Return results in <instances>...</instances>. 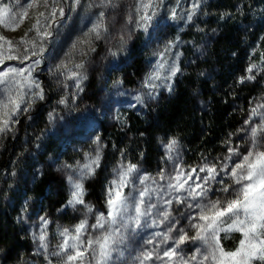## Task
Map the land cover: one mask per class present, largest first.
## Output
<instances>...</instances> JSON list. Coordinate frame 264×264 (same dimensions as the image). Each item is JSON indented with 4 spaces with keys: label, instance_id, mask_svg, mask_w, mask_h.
Wrapping results in <instances>:
<instances>
[{
    "label": "rangeland",
    "instance_id": "rangeland-1",
    "mask_svg": "<svg viewBox=\"0 0 264 264\" xmlns=\"http://www.w3.org/2000/svg\"><path fill=\"white\" fill-rule=\"evenodd\" d=\"M2 2L9 4L11 10L0 21V37L11 41L12 47L9 48L5 40L0 39V52H3L5 57L4 63L0 65V71H6L8 68L24 71L22 77L16 78L20 81L19 84H0V101H6L9 88L13 90L11 94L14 96L16 89L19 88L25 94V101L30 102L31 106L27 111H23L24 105L21 104L19 114L11 118L16 123L9 121L10 130L0 133V210L6 211L8 204L12 210L15 207L13 194L18 196L21 187L31 185L46 172H54L63 181L70 196L71 187L67 177L72 175L77 179V165L86 162V154L95 155L97 145L93 140L97 136L100 138L101 160L95 175L83 181L85 188L83 199L93 211L88 213L83 205L77 204L71 207L67 203L62 210L51 214L47 208L36 207L29 198L24 197L16 219L31 244L30 249L25 248L18 257L13 258H10L6 251L0 250V264H61V257L52 255L59 250L58 246L66 239L60 235V232L65 228L72 230L84 219H87L88 223L87 231L81 236L85 243L88 239H101L113 229H119L122 233L123 239L114 245L115 250L112 251L107 264H137L138 256L154 249H159L162 255L166 248L174 245V239L161 243V237L154 236V233H167L170 226L173 229L183 228L189 237L195 235L196 230L190 228V223L197 222L192 221L191 217L195 216L199 209L190 208L188 204L195 205L197 201L188 198L185 203L178 204L175 198L186 196L185 192L174 191L171 195L164 192L158 195V185L165 186L166 181L157 179L153 182L149 179L141 184L140 178L144 176L158 178L161 172L165 175H174L175 170L179 168H183L187 174L189 169L196 168L197 172L192 174L193 180L188 183L193 184V181L203 183L205 173L200 172L199 168L207 163L216 165L219 170V165L226 162L225 158L229 155L230 146L238 147L241 156L247 154L250 148V134L245 130L261 123V119L264 118V62H262L264 24L256 25L252 13L254 8L249 9L251 5H247L250 12H246V9L241 14V17L247 20V25L249 24V28H244L242 31V39H244L242 46L246 51L247 67L234 66L230 63V53L225 52L228 59L224 61L226 73L233 74L241 86L236 87L237 91L232 89L229 96L239 98L247 94L242 90L243 84L247 82L250 89L255 86L252 94H247L250 96L248 103L241 104L243 117L246 115L248 118H245L238 131L232 133L221 148L213 150L211 154H203L199 158L191 153L183 139L170 134L160 135L157 142L160 154L149 161L145 158L148 149L146 141L130 130L129 114L134 112L147 122L153 120V117L157 116L156 106L160 105L163 96L174 94L180 74L188 73L189 69L197 64L203 65L208 62L215 64L211 44L217 37L214 30L209 29V26L206 23L203 25L202 22L203 18L210 15L213 0H151V7L146 10L147 15L151 16L146 31L137 25L141 23L140 17L145 14L142 4L148 3L149 0H112L111 4L107 0H79V3L75 0H47V5L44 0H2ZM53 8L57 10L54 17L50 14ZM60 8L63 9V15L59 12ZM41 13L44 15L41 16ZM13 15L15 22L9 20ZM189 16L191 20L188 19ZM37 19L40 21V32L46 31L49 33L48 36L42 37L35 30H31ZM98 23H102L107 29V32L101 29L100 39H96L94 34L89 35L93 25ZM13 28L15 30H12ZM22 37L35 41L36 51L43 48L42 53L32 57V60L39 59L41 62L39 65H33L30 76L27 68L31 60H25L23 55L26 49L28 55H31L33 49L29 45L20 44ZM136 44L141 53L134 48ZM170 45L174 46L170 47ZM110 52H115L116 55H110ZM140 54L150 58L145 75L135 86H126L124 80L128 75L125 74L127 72L125 70L134 65ZM8 56L20 58L7 59ZM62 62L66 67L57 71V66ZM77 64H83L84 67L77 69L75 67ZM160 64L164 67L160 69L161 79L156 80L155 84L171 83L172 90L168 91L167 87L160 86L152 89L150 94V90L144 84L145 78ZM252 64L258 66L251 73L255 79H245L241 83L240 78L249 75L247 69ZM174 65L180 70L170 80H164L163 77L169 76V69ZM208 68L200 67L203 79L209 73ZM73 72L87 77L80 84V88L76 87L77 80L72 77ZM221 73L222 70L217 74ZM28 81L39 83L43 88V99H34L29 95L35 89L27 87ZM136 96L142 98V103H137ZM194 96L196 109L204 112L208 100L205 94L201 93L200 87L195 89ZM61 99H66L67 104H61ZM253 109L260 115L253 116ZM8 111L10 112V107ZM0 119H7V116L0 115ZM249 119L252 120V125L245 123ZM172 140L177 141V146L171 153L172 159H169L166 145ZM261 143H264V139ZM260 150L264 151V148ZM239 162L240 157L233 156L229 168ZM65 164L72 167L64 168ZM128 164L136 165V170L129 177L131 183L123 188V194L132 193L137 196L140 189L147 188L152 190V195L151 199L147 196L143 198L144 206L151 203L156 207L151 209L149 216L140 218L139 226L129 220L127 228L121 227V224H105L104 228L92 227L100 213L105 217L108 216L106 189L111 181L117 179L120 166ZM197 174L201 177L200 180H195ZM98 177L102 182L99 193L105 200L103 205L90 196L86 186L89 180ZM220 179L226 184L232 183L231 178L223 173L217 177V181ZM220 188L221 185L213 181L208 197L201 202H207L208 199L234 198L231 189L229 193H222ZM167 199H172L171 205L163 202ZM165 211L170 213L169 221L153 223L160 221ZM129 215L135 213L130 210ZM224 220L225 223L221 227L231 223L227 217ZM42 231L47 233L46 250L41 248V241L38 239ZM236 233L241 234L242 240L243 234L239 231L218 233L217 242L225 254L236 252L240 242L234 250H227L222 244L223 235L233 239ZM170 235L176 238L178 232L172 231ZM149 239L153 240L152 244L146 243ZM68 242L71 244L73 241ZM93 247L98 248V245ZM206 249L208 245L203 241L187 240L179 245L178 256L172 258L171 264H182L181 258L188 261V264H199L201 257L209 255L211 251ZM194 255H197L196 261L190 260L189 258ZM85 264H97L92 249L88 250ZM149 264H161V261L155 260V252ZM203 264H220V262L209 259ZM222 264H231V261L225 256ZM251 264H264V262L253 259Z\"/></svg>",
    "mask_w": 264,
    "mask_h": 264
},
{
    "label": "snow or ice",
    "instance_id": "snow-or-ice-1",
    "mask_svg": "<svg viewBox=\"0 0 264 264\" xmlns=\"http://www.w3.org/2000/svg\"><path fill=\"white\" fill-rule=\"evenodd\" d=\"M76 3H79V0H75ZM109 4L112 3V0H107ZM45 5H47V0H44ZM31 7V5H29ZM142 7L145 9V14L140 17L141 23L137 26L147 30L148 24L151 20V16L147 15V9L151 7V0L148 3H143ZM198 7V5H194ZM11 7L9 4L3 3L0 0V21L10 12ZM139 10V9H138ZM56 8H53L51 15L54 17L56 14ZM59 12L63 15V9L60 8ZM26 15V12L24 13ZM41 16L44 14L41 13ZM103 13H101V16ZM191 20V16L188 17ZM9 20L15 22V15L10 16ZM39 19L33 25V29L40 36H48V32H40L39 29ZM101 29L104 32H107V29L104 28L102 23L93 25L92 29L89 32V35H95L96 39L101 38ZM12 30H15L14 28ZM0 39L5 40L9 45V48L12 47V42L7 40L4 37ZM88 41H85L87 43ZM21 45H29L33 50L31 55H28L27 49L23 55L25 60H31V63L28 65L27 72L29 76L31 74L33 65H39L40 60H32V57L38 56L43 52V48H39V51H36L35 41H29L25 37H22L20 40ZM174 45H170L172 47ZM93 51L95 49H92ZM110 55L115 56V52H110ZM20 57L8 56L7 59H19ZM5 61L3 52H0V65ZM264 62V60H262ZM66 65L63 62L57 66V71L61 68H65ZM77 69L83 68V64L75 65ZM164 66L160 64L157 68L148 74L145 78V87L150 90L155 89L160 86L167 87L168 91L172 90L171 83L166 85H157L155 81L161 79L160 69ZM256 64H252L248 67L247 72L249 75L246 77H241L240 82L243 83L245 79L252 80L255 79L251 73L253 69H257ZM178 66H172L169 69V76L163 77L164 80H170L171 77L175 76L179 71ZM23 69L8 68L6 71H0V84H19L20 81L17 80V77H22ZM72 77L77 80L76 87L80 88V84L87 77L78 73L73 72ZM26 79V78H25ZM27 87L29 89H35L31 91L29 95L34 99H43V88L34 81H28ZM83 90L82 88L80 89ZM12 89L9 88V95L6 97V101H0V115L7 116V119H0V133L10 130V124L16 123L15 120H12V116H16L21 111V104L24 105L23 111H27L31 106L30 102H26L24 99V93L16 89V95H12ZM135 100L137 103H142V98L136 96ZM61 104H67L66 99L60 100ZM10 107V112L8 111ZM253 116L260 115L256 112L255 109L252 111ZM49 119H52V116H49ZM246 124L252 125L253 122L251 119L245 122ZM250 134V148L247 150L246 155H242L239 151V148H228L229 155L225 158L224 163L219 165V170L216 165H209L205 163L199 168L200 172H204L205 176L203 177V183L189 184L188 182L193 180V173L197 172L196 168H191L188 170L187 174L183 168L175 170L174 175H165L163 172L159 174V177H148L144 176L140 178L141 184L145 181L152 179L155 182L157 179L166 181L165 186H159L157 189V194L160 195L164 192H167L171 195L172 192L183 191L186 193V196L176 197V202L178 204H183L188 198L197 201L195 205L188 204V207H195L199 209V212L195 216L191 217L192 221H197L195 223H190V228L195 229V235L189 237L187 231L183 228L173 229L171 226L168 229L167 233H154V236L161 237V243H167L169 240L174 239V245L166 248L161 255L159 249H154L152 251H145L140 256L136 258L137 264H149L153 260V253L155 252V260L161 261V264H171L172 258L178 256L177 249L179 245L183 244L187 240H200L204 244L208 245L209 255L202 256L199 264H203L204 261L209 259L213 261H218L220 264L223 262V258L227 256L231 264H251L253 259L264 262V151H261V148H264V143H261V140L264 139V118L261 119V123L255 124L250 128L245 130ZM93 143L97 145L95 155L86 154V162L82 165L78 164L76 167V173L78 178L74 179L72 175L67 177V181L71 187L70 199L68 200V206L75 207L77 204L83 205L88 213L93 211V208L86 204L83 197L85 195V188L83 181L90 179L95 175L96 169L100 166L101 160V146L100 138L97 136L94 138ZM177 146V141L172 140L166 145V148L169 152V159H172L171 153L175 151ZM233 156L240 157V162L235 163L231 168H229V163L232 161ZM64 168H71V165H63ZM136 170V165L128 164L121 165L119 171L117 172V179L111 181L110 185L106 189L107 193V207H108V216L105 217L103 213H100L96 218V223L92 225L94 228H104L105 224L116 225L121 224V227L127 228L128 221H134L136 226L140 225V218L142 216H149L152 208L156 206L149 203L146 207L145 196L151 199L152 190L147 188H142L139 190L138 195L134 196L132 193L127 195L123 194V188L127 187L131 181L129 177ZM223 175L231 178L232 183L226 184L223 179L217 181V177ZM201 177L197 174L195 180H200ZM213 181H216L221 185L220 191L222 193H229L230 189L234 198L232 199H208L207 202H201L208 197V193L211 190L210 185ZM239 187H236V186ZM199 198V199H198ZM164 203L171 205L172 199H167L163 201ZM133 211L135 215H129V211ZM170 213L168 211L163 212L162 219L160 221H153V223H164L169 221ZM227 217L231 221L226 227H221L224 225V218ZM243 217V218H241ZM43 219V218H42ZM45 225L47 221H44ZM88 223L87 219L81 220V222L76 225L72 230L67 228L63 229L60 232L62 237H66L64 241L58 246L59 250L52 253L53 256L61 257V264H85L88 256V250L92 249V255L94 258H97V264H107V261L111 257L112 251L115 250L114 245L122 241L123 235L120 233L119 229H113V231L108 232L103 235L101 239H88L85 243L82 239V233L87 231ZM172 231H177L178 236L173 238L170 233ZM220 231L229 232V231H239L243 234V239L240 241V247L236 252L225 254L218 245V233ZM47 233L42 231L38 239L41 241V248L47 249L46 241ZM34 238H37L34 236ZM69 240L73 242L69 244ZM147 244H152L153 240L149 239L146 241ZM93 245H98V248H94ZM83 248V250H81ZM206 249V251L208 250ZM197 255L199 251L197 250ZM197 255L190 257L192 261H196ZM168 259L165 260L164 258ZM239 257V258H237ZM182 264H188V261H184L181 258Z\"/></svg>",
    "mask_w": 264,
    "mask_h": 264
},
{
    "label": "trees",
    "instance_id": "trees-1",
    "mask_svg": "<svg viewBox=\"0 0 264 264\" xmlns=\"http://www.w3.org/2000/svg\"><path fill=\"white\" fill-rule=\"evenodd\" d=\"M247 5H251L249 9L254 8L252 13L256 25L264 24V0H213L210 15L203 18L202 22L203 25L206 23L209 29H213L217 37L211 44L215 64L212 62L197 64L191 67L188 73L180 74L174 94L163 96L160 105L156 106L157 116L155 118L153 115V120L147 122L134 112L129 114L130 130L146 141L148 149L145 158L149 161L160 154L157 144L160 135L170 134L183 139L191 153L199 158L203 154H211L213 150L221 148L245 121L247 116L243 117L241 104L248 103L249 95L252 94L255 86L250 89L247 82L243 84L242 90L249 95L245 94L239 98L229 96L232 89L237 91L236 87L241 86L233 74L226 73L224 61L228 59L225 52L230 53V63L234 66L247 67L246 51L242 46L244 40L242 31L244 28H249V24L247 25V20L241 17ZM246 12L250 11L247 9ZM134 48L141 53L138 44L134 45ZM149 60L148 56L138 55L134 65L125 70L127 71L125 74L128 75L124 80L126 86H135L140 82L145 75ZM200 67L209 69L204 79ZM221 70L222 73L218 75ZM197 87L201 88V93L205 94L208 100L204 112L196 109L194 92ZM86 186L90 196L103 205L105 200L99 193L102 187L99 177L89 180ZM20 189L22 194L21 192L18 196L13 194L12 197L15 207L10 210L8 204L6 211L0 210V250L6 251L10 258L18 257L25 248L30 249L31 246L16 219L24 197L35 203L36 207L47 208L51 214L62 210L70 199L63 181L54 172H46L36 182ZM241 237L240 233L234 234L233 239L223 235L222 244L225 249L234 250Z\"/></svg>",
    "mask_w": 264,
    "mask_h": 264
}]
</instances>
